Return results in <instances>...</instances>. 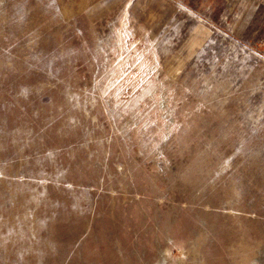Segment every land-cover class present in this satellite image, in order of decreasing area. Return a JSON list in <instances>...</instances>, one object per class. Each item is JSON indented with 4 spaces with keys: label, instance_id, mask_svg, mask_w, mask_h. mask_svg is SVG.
I'll return each instance as SVG.
<instances>
[{
    "label": "rangeland",
    "instance_id": "1",
    "mask_svg": "<svg viewBox=\"0 0 264 264\" xmlns=\"http://www.w3.org/2000/svg\"><path fill=\"white\" fill-rule=\"evenodd\" d=\"M77 6L0 0V264H264V7L169 47Z\"/></svg>",
    "mask_w": 264,
    "mask_h": 264
},
{
    "label": "crops",
    "instance_id": "2",
    "mask_svg": "<svg viewBox=\"0 0 264 264\" xmlns=\"http://www.w3.org/2000/svg\"><path fill=\"white\" fill-rule=\"evenodd\" d=\"M69 1H71L72 8H74L75 3L78 8H82L83 14H87L90 7L119 11L121 15L125 16V22L129 27L126 29L128 32L124 41L126 43H135L134 40L137 42L152 41L156 38L164 37L169 47L183 46L186 37L200 40L202 43L210 41L208 39H211L212 30L207 24L211 25L216 21L225 25V31L234 32L237 29L234 22L235 17H239L238 20H240L241 17L255 15L259 8L264 7V0ZM78 1L81 3H78ZM147 18H150V20ZM156 22L157 24H155ZM187 24L190 26H187ZM158 25L159 27L164 25L163 33L160 37L157 36L156 32V28H159ZM138 31L142 33L140 35L142 39L137 34H134V32Z\"/></svg>",
    "mask_w": 264,
    "mask_h": 264
}]
</instances>
